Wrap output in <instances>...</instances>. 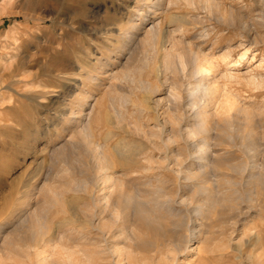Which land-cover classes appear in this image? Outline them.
I'll return each mask as SVG.
<instances>
[{"label": "rangeland", "instance_id": "rangeland-1", "mask_svg": "<svg viewBox=\"0 0 264 264\" xmlns=\"http://www.w3.org/2000/svg\"><path fill=\"white\" fill-rule=\"evenodd\" d=\"M212 1L0 0L1 264H21L14 253L27 251L31 231L14 228L23 211L38 214L45 236L79 241L81 264L96 263L91 242L114 213L132 242L153 244L131 264H157L148 250L180 223L178 234L197 237L176 264H196V248L206 264H264V0ZM189 89L201 90L191 98ZM225 93L231 113L220 108ZM104 170L123 191L99 183ZM105 255L96 264H114Z\"/></svg>", "mask_w": 264, "mask_h": 264}, {"label": "bare ground", "instance_id": "bare-ground-1", "mask_svg": "<svg viewBox=\"0 0 264 264\" xmlns=\"http://www.w3.org/2000/svg\"><path fill=\"white\" fill-rule=\"evenodd\" d=\"M184 1H187L188 3H190L191 2V0H184ZM204 5H205V7H210V8H212L213 7V5H214V2L212 1V0H200ZM202 4V5H203ZM202 9V8H201ZM164 11V10H163ZM150 32V31H149ZM173 33V32H172ZM168 35H170V34H168ZM170 39H172V38H170ZM174 40V39H173ZM161 41V40H160ZM171 41V40H170ZM164 42H166V41H164ZM176 42V41H175ZM167 43V42H166ZM172 43H174V42H172ZM161 44V43H160ZM178 45V44H177ZM170 48H172V47H170ZM167 52V51H166ZM169 52V51H168ZM167 52V54H165L164 55V64H163V66H164V68H165V70L167 69V70H170V68H172L171 67V57H172V55H169V53ZM163 53H165V52H163ZM171 53V52H170ZM197 53V52H196ZM198 54V53H197ZM178 56H180V55H178ZM178 59H179V62L182 64V62H181V57H178ZM198 59V58H197ZM194 60V59H193ZM223 61V60H222ZM161 62H163L162 60H161ZM197 62V61H196ZM200 62V61H199ZM206 62V61H205ZM205 62H204V64H205ZM203 63V62H202ZM200 64V63H199ZM207 64V63H206ZM201 65V64H200ZM197 66V63H196V65L193 67L194 68V72L195 73H206L207 72V74H206V76L209 74L208 72L210 71V70H212L209 66V68H202L201 66ZM203 65V64H202ZM191 67V66H190ZM205 67V66H204ZM155 71V70H154ZM203 73V74H204ZM158 75V74H157ZM156 75V76H157ZM199 75V74H198ZM202 75V74H201ZM210 75V74H209ZM204 77V76H203ZM231 77V79L233 78V76H230ZM226 79H229V78H226ZM259 80V79H258ZM206 81V80H205ZM211 81V80H210ZM213 81V80H212ZM214 82V81H213ZM260 82H261V80H260ZM198 83H199V80H198ZM207 83H209V82H207ZM207 83H205V85L207 84ZM211 85H213L212 83H210ZM263 84V83H262ZM201 85V84H200ZM205 85L202 87L203 89L201 90V89H198V90H201V91H203V92H205L206 90H207V88H211V90H212V92H213V94H214V92H215V90L216 89H218V88H215V87H217V86H219L218 84H217V86H214V89L211 87V86H209V87H207V88H204L205 87ZM258 85H259V83H258ZM261 85V84H260ZM259 85V86H260ZM199 87V86H198ZM197 88V87H196ZM221 89V88H220ZM197 89H189V92H188V97H191V96H193L194 95V93H196L197 91H196ZM201 91H199V94H200V92ZM211 94H212V92L210 91V90H208ZM202 92V93H203ZM217 93H218V91H216ZM221 92V91H220ZM149 94V93H148ZM227 93H225V98L222 100V101H220L221 102V104H220V108H222L224 111H225V113H226V111H229L230 112V110H232V108H234L235 107V105H234V103L232 102V100L229 98V97H227L228 95H226ZM198 95V94H197ZM207 95H209V94H207ZM215 95V94H214ZM218 95V94H217ZM223 95V94H222ZM203 96H206V93H205V95L203 94ZM211 97L213 96V95H210ZM209 96V97H210ZM207 97V96H206ZM216 97V96H215ZM220 97V96H219ZM223 97V96H222ZM192 98V97H191ZM197 98V100H198V96H196L195 97V99ZM214 98V97H213ZM206 99V98H205ZM209 99V98H208ZM207 99V100H208ZM222 99V98H221ZM191 100V99H190ZM212 100H214V99H212ZM202 101V100H201ZM234 101V100H233ZM198 102H199V100H198ZM215 102H217V101H215ZM144 103V102H143ZM208 103H209V100H208ZM205 104V103H204ZM211 104V103H210ZM209 104V105H210ZM217 104V103H216ZM203 105V104H202ZM208 105V104H207ZM207 108V107H206ZM218 108H219V106H218ZM236 108V107H235ZM164 109V108H163ZM214 110V109H213ZM220 110V109H219ZM238 110V109H237ZM224 111H222V113H224ZM240 111V110H239ZM239 111H237V112H239ZM248 111V110H247ZM245 112V111H244ZM244 112H242V113H244ZM228 113V112H227ZM231 113V112H230ZM248 113H249V111H248ZM247 113V114H248ZM200 114V113H199ZM203 114V113H202ZM210 114V113H209ZM245 114V113H244ZM251 114V113H250ZM88 115V114H87ZM226 116H228V115H226ZM204 117V116H203ZM245 117H246V115H245ZM252 117V116H251ZM251 117H249V118H251ZM86 118V117H85ZM119 120V119H118ZM196 121V120H195ZM163 129V128H162ZM81 131V133H82V136H84L83 138L84 139H86L85 140V142H86V144H85V146H88L89 148H90V152H94L95 150H97L96 149V147H97V145L96 146H94L95 147V150H93V148H92V144L94 145V143H91V142H93V141H90L91 139H90V137H91V134H90V126H89V124L88 123H86L83 127H82V129L80 130ZM185 131V130H184ZM186 132V131H185ZM191 133V132H190ZM190 133H188V135L190 134ZM191 135V134H190ZM193 136V135H192ZM90 139V140H89ZM162 139V138H161ZM160 139V140H161ZM82 140V139H81ZM84 142V141H83ZM161 142V141H160ZM257 142V141H256ZM164 146V145H163ZM200 146V145H199ZM205 147V146H204ZM205 149V148H204ZM254 149V148H253ZM93 150V151H92ZM210 150V149H209ZM201 151H202V148H201ZM60 152V151H59ZM175 152V151H174ZM207 152V151H206ZM98 153V152H97ZM122 153V152H121ZM172 153V152H171ZM257 153V152H256ZM94 154V153H93ZM103 154V153H102ZM96 155V154H95ZM90 157V156H89ZM203 157V156H202ZM92 158H93V155H92ZM101 158H103V155L101 156ZM205 158H206V156H205ZM100 159V158H99ZM136 159V158H135ZM94 162V164H93V166H95L94 167V169H95V171H96V174L98 173V172H100V171H103L102 170V167H100V163L98 162V159L97 158H93L92 159ZM204 160V159H203ZM103 161V160H102ZM126 161V160H125ZM151 161V160H150ZM92 162V161H91ZM99 164H98V163ZM128 163V162H127ZM201 163V162H200ZM105 166H107V164H104ZM104 165H103V167H104ZM203 166V165H202ZM92 167V166H91ZM250 169V168H249ZM108 170V169H107ZM107 170H104V174L103 175H101L102 177L100 178V184L102 185V184H104L105 186H106V188L107 189H112L113 187L115 188L116 186H117V191H118V186L120 187V189H121V186L123 185L122 183H120V181H119V179H116L115 177H113L110 173L108 174L106 171ZM93 171V170H92ZM204 171V170H203ZM66 173V172H65ZM93 173V172H92ZM67 174V173H66ZM81 174V173H80ZM102 174V173H101ZM99 175V174H98ZM99 177V176H98ZM62 178V177H61ZM75 178V177H74ZM84 179V178H83ZM70 180H72V179H70ZM77 180H79V179H77ZM81 180V179H80ZM76 181L77 183H78V185L80 186V188H84V186H86V185H88V184H86V181H85V179L84 180H81V181ZM97 180H99V179H97ZM69 181V180H68ZM133 181V180H132ZM71 182V181H70ZM70 182H68V184L70 183ZM137 182V181H136ZM72 183V182H71ZM98 183V184H99ZM134 183V182H133ZM75 183H73V185H74ZM91 184V183H90ZM51 185V184H50ZM67 185V184H66ZM70 186H72V185H70ZM76 186V185H75ZM96 186H97V184H96ZM133 186V185H132ZM43 187V189L44 190H46L47 192H48V194L49 193H52L53 194V196L54 197H57L58 195H56L55 194V190H51V188H50V186H48V185H43L42 186ZM69 187V186H68ZM73 187V186H72ZM78 187V186H77ZM98 187V186H97ZM56 188V187H55ZM71 188V187H70ZM94 188V187H93ZM77 189V188H76ZM98 189V188H97ZM116 189V188H115ZM114 189V190H115ZM207 188H205L204 190H206ZM43 190V191H44ZM99 190V189H98ZM100 190L102 191L103 190V188L100 186ZM113 190V191H114ZM122 190V189H121ZM55 191V192H54ZM123 191V190H122ZM207 191V190H206ZM46 192V193H47ZM109 192V191H108ZM111 192H112V190H111ZM119 192H120V190H119ZM205 192V191H204ZM45 193V192H44ZM105 193V192H104ZM103 193V195H102V197L101 198H98V199H100L101 201H102V199L104 200H106V201H108L109 202V199L111 198L110 197V192L107 194V195H105ZM131 193V192H130ZM207 194H208V192H206ZM51 194V195H52ZM135 194V193H134ZM160 194V193H159ZM158 194V195H159ZM43 195V194H42ZM50 195V196H51ZM209 195V194H208ZM120 196L123 198V200H124V202H126L127 204H133V203H135L136 201L134 200L135 198H133V196H130V195H122V194H120ZM136 196V195H135ZM44 197V196H43ZM46 197V196H45ZM150 198V197H149ZM51 199H52V196H51ZM54 199V198H53ZM57 199V198H56ZM98 199H96V200H98ZM113 199V198H112ZM118 199V198H117ZM212 199V198H211ZM44 200V199H43ZM204 200V199H203ZM208 200V199H207ZM40 201V200H39ZM46 201V200H45ZM51 201H54V200H51ZM50 201V202H51ZM100 201V202H101ZM113 201V200H112ZM48 202H49V200H48ZM49 202V203H50ZM99 202V201H98ZM103 202V201H102ZM107 202V203H108ZM205 202V201H204ZM207 202V201H206ZM45 203V202H44ZM70 203V202H69ZM106 203V202H105ZM106 203V204H107ZM116 203V202H115ZM210 203H211V205H212V201H210ZM209 203V204H210ZM105 204V205H106ZM117 204V203H116ZM158 204H160L159 203V201H158ZM44 205V204H43ZM59 205H60V202H59ZM118 205V204H117ZM136 205V204H135ZM147 205V204H146ZM203 205V204H202ZM46 206H48V205H46ZM70 206V205H69ZM98 206H100L99 204H98ZM112 206V205H111ZM207 206H208V204H207ZM45 207V206H44ZM110 209L112 208V207H110V203H109V206H108ZM107 206H103V208L101 207V209H100V211L99 212H106L107 213V211L109 210L110 211V209L108 208ZM139 207H140V205H139ZM203 207V206H202ZM201 207V208H202ZM51 208V207H50ZM201 208H198V209H196V211L199 213L200 212V210H201ZM204 208V207H203ZM114 209V208H113ZM137 209V210H136ZM136 209H134V210H136V211H139L138 213H140V215H142V209H140V208H137L136 207ZM139 209V210H138ZM205 209V208H204ZM35 210V209H34ZM66 210V209H65ZM74 210V209H73ZM21 211V210H20ZM45 211H47V210H45ZM114 211V210H113ZM149 211V210H148ZM24 212V211H23ZM22 212V213H23ZM41 212V211H40ZM75 212V211H74ZM150 212H151V210H150ZM20 213V212H19ZM22 213H20L21 215H19L18 214V216H17V218H16V224H15V226L16 227H14V228H16V231H19V228H20V230H22V228H27V230L29 229L30 231H31V235L29 234V240H28V242H26L25 244H24V247H25V249H27V251L24 253V252H17V253H14V255H15V257H17L18 258V260L19 261H21V264H81L80 263V260H79V258H77V256L80 254V253H82L80 250H78V248H79V241H77V240H74V237H73V239H71V237H65L66 236V234H62V233H60V232H58V233H56L57 231H55V232H53L52 234H50V235H48V236H45L46 234H47V232L45 231L46 230V227H44L43 225H41V223L39 222V218H38V214H37V217H36V215L35 214H33L32 216L31 215H22ZM111 213V212H110ZM201 213V212H200ZM94 214V213H93ZM97 214V213H96ZM100 214V213H99ZM105 214V213H104ZM124 214V213H123ZM148 214V213H147ZM204 215H205V213H203ZM40 215V214H39ZM107 215H108V213H107ZM110 215V214H109ZM197 215V214H196ZM152 216V215H151ZM206 216V215H205ZM32 217V218H31ZM75 217H77V215L75 216ZM91 217V216H90ZM106 217V216H105ZM120 217H122V216H119L118 214H116V213H114L113 214V216H107V219H102L103 221H102V223L100 224L101 225V228H102V230H101V232H100V234L99 235H96V237L92 240V242H91V244L94 246V247H96V249L97 250H95L94 251V257L96 256L97 257V260H96V263H98L100 260H103L104 259V257H103V259L101 258L102 256H104L105 254L108 256V258L107 259H110V261L111 260H114V264H131V260H132V257H131V255H132V253L134 252V251H141V250H143V249H146V247L148 246L149 247V245L150 246H152L153 247V244H149L148 242L147 243H144V242H132L133 240H138V238H136V239H133V235L132 234H130V232H129V226L127 227V223H126V219H124V218H120ZM124 217V216H123ZM31 218V219H30ZM45 218H46V216H45ZM144 218V217H143ZM156 218V217H155ZM45 220V219H44ZM117 220H119V221H117ZM154 220V219H153ZM32 221V222H31ZM152 221V220H151ZM162 221V220H161ZM182 221V220H181ZM72 222V221H71ZM69 220H62L59 224H58V226H60V228L61 227H67V226H69L70 225V223H71ZM84 222H85V220H84ZM180 222V221H179ZM31 223H36V225H32ZM73 223V222H72ZM83 223V222H82ZM82 223H80V224H82ZM86 223V225H90L91 226V224H92V222H91V224L90 223H87V221L85 222ZM98 223V222H97ZM158 223V222H157ZM173 224V223H172ZM188 225V224H187ZM159 226V225H158ZM163 226V225H162ZM181 226V223L180 224H176V225H174V227L173 228H171V230L169 231L170 232V234L167 236V237H165L164 236V238L162 239V241H163V243H161L162 245H164L165 243H166V245L168 246V248H167V250H166V252H163V251H161V250H163V249H159L160 248V246L158 247V245H157V243L154 245V248L156 247V249L154 250V248H151V249H149L148 251H152V252H157V261H156V263L157 264H174V262H175V264H176V261L177 260H175V257L176 256H178V255H180V254H182V252L185 250L184 248V244L185 243H188L189 242V240H190V238H191V240H193V238L194 237H197V236H194V233L192 232V233H189L190 235H189V240H187L186 238H185V235L183 236L182 234H178V229H179V227ZM131 227V226H130ZM185 227V226H184ZM78 228V227H77ZM92 228V227H91ZM83 229V228H82ZM185 229V228H184ZM188 229V228H187ZM55 230V229H54ZM249 230V229H248ZM15 231V232H16ZM45 231V232H44ZM186 231V230H185ZM1 232V231H0ZM165 232V231H164ZM22 233H23V231H22ZM36 233H38L37 235H35ZM46 233V234H45ZM60 233V234H59ZM68 233V232H67ZM73 233V232H72ZM79 233V232H78ZM174 233V234H173ZM181 233V232H180ZM185 233V232H184ZM183 233V234H184ZM45 234V235H44ZM49 234V233H48ZM62 234V235H61ZM166 234V233H165ZM14 235V234H13ZM19 235V234H18ZM42 235V236H41ZM63 235H65V236H63ZM132 235V236H131ZM15 236H16V234H15ZM38 236H40V237H38ZM74 236V235H73ZM79 236V235H78ZM208 236H210V235H208ZM218 236V235H217ZM6 237H7V234H6ZM6 237H4V238H6ZM12 237V236H11ZM82 237V239L84 238L83 236H81ZM81 237L79 236V239H81ZM188 237V236H187ZM64 239H65V241L66 242H64ZM85 239V238H84ZM6 240H8V239H6ZM5 240V242L6 243H10L9 241H6ZM10 240H12V238L10 239ZM190 240V241H191ZM142 241V240H141ZM147 241V240H146ZM158 241V240H157ZM87 242V241H86ZM165 242V243H164ZM196 242V241H195ZM119 243L121 244L120 246H119ZM131 243H133V244H131ZM85 244V243H84ZM158 244H160V243H158ZM160 244V245H161ZM162 247V246H161ZM206 248V247H205ZM77 249V250H76ZM207 249V248H206ZM213 250V249H212ZM19 251V250H18ZM145 251V250H144ZM187 251V250H186ZM207 251H208V249H207ZM142 252V251H141ZM135 253V252H134ZM202 253V254H201ZM103 254V255H102ZM170 254V255H169ZM203 254H205V250H202V249H199V248H196V264H202L204 261H209V259L207 258L208 256L207 255H203ZM105 255V256H106ZM150 256V259H148V261H150V262H154V259L155 258H153L154 256L152 255H149ZM86 257V256H85ZM88 257V256H87ZM110 257V258H109ZM219 257L221 258V257H223V255L220 253V255H219ZM219 257H218V259H219ZM144 258H145V256H144ZM215 258V257H214ZM1 257H0V264H1ZM86 259V258H85ZM88 259V258H87ZM217 259V258H216ZM84 261L85 260H83L82 262L84 263ZM133 261V260H132ZM86 262V261H85ZM89 262V261H88ZM134 262V261H133ZM190 262V261H189ZM213 262V261H212ZM18 263V262H17ZM87 263V262H86ZM95 262L93 263V264H96ZM101 263V262H100ZM147 263V261L146 262H143L142 264H146ZM13 264H15V263H13ZM88 264V263H87ZM89 264H91L90 262H89ZM135 264V263H134ZM139 264H141V263H139ZM179 264V263H178ZM185 264H189L188 262L186 263L185 262ZM203 264H206V263H203ZM209 264V263H208Z\"/></svg>", "mask_w": 264, "mask_h": 264}]
</instances>
